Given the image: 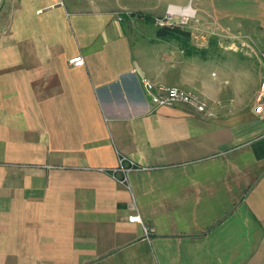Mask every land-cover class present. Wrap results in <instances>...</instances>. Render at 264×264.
<instances>
[{"label":"crops","instance_id":"crops-1","mask_svg":"<svg viewBox=\"0 0 264 264\" xmlns=\"http://www.w3.org/2000/svg\"><path fill=\"white\" fill-rule=\"evenodd\" d=\"M152 1L0 0V264H264L263 69L246 43L133 28L171 14ZM180 6L264 36V0ZM145 79L212 115L156 107Z\"/></svg>","mask_w":264,"mask_h":264},{"label":"rangeland","instance_id":"rangeland-1","mask_svg":"<svg viewBox=\"0 0 264 264\" xmlns=\"http://www.w3.org/2000/svg\"><path fill=\"white\" fill-rule=\"evenodd\" d=\"M182 3H188L191 4L193 6H196L197 4V0H162V4L164 5V8H167V12L170 13V9L173 6H177V7H181L180 4ZM178 4V5H174V4ZM152 6L153 7H157L159 4L158 0L156 1H152ZM142 5H140L141 7ZM142 8V7H141ZM152 12H156L157 14H159V11H152ZM139 13H143V12H139ZM160 15V14H159ZM193 16V15H192ZM139 19H142L140 17H138ZM191 20L185 19V17H183L181 14L178 13H171L170 15H168V17H166V19H161V20H137L135 19V26L133 28L139 29L140 31H142L143 33H149L150 31H153L154 28H156L157 25H160V23L165 24L167 23V25H181L184 28H188V29H196L195 31H197V33H201L204 32L205 36H200V37H196L191 41V44L193 43L194 45L196 44H201L202 42H205L210 49H213V47H218L219 44H228V43H246V45H249L254 51L253 56L251 57L252 59H257L255 54H258L260 52V50H262L264 48V36L261 37H242V36H222V35H216L213 34V30H219L221 31V28H223L221 25L217 24V23H210V19L211 16H208L207 18H205V16L203 15V17L201 18L200 15L194 14L193 17H190ZM139 21V23H138ZM133 23H130V26L132 27ZM208 28H213L210 29L211 30V34L209 36H207L205 30H207ZM235 26H238L235 25ZM133 28H130L129 31L131 33L132 36H135L133 33ZM202 38H206V39H202ZM180 45H183L180 42ZM184 46V45H183ZM184 48H186V46H184ZM209 53H212L209 50ZM256 57V58H255Z\"/></svg>","mask_w":264,"mask_h":264},{"label":"built area","instance_id":"built-area-1","mask_svg":"<svg viewBox=\"0 0 264 264\" xmlns=\"http://www.w3.org/2000/svg\"><path fill=\"white\" fill-rule=\"evenodd\" d=\"M255 55L264 72V48ZM69 63L74 66L81 67L84 66L85 60L82 56H77L71 59ZM144 88L147 92V95H149L156 107L186 104L194 107L201 113H208L212 115V112H210L211 109L205 100H203L198 95L186 91L180 87L156 85L151 81L145 79ZM256 100L259 103H264V81H262L260 85V90L256 97ZM134 169V164L128 161L126 158L122 157L120 158L119 167L115 169H106V171L110 173L114 178L119 179L121 183H126L128 174ZM130 220L133 222H141L139 216L130 217Z\"/></svg>","mask_w":264,"mask_h":264},{"label":"trees","instance_id":"trees-1","mask_svg":"<svg viewBox=\"0 0 264 264\" xmlns=\"http://www.w3.org/2000/svg\"><path fill=\"white\" fill-rule=\"evenodd\" d=\"M156 36L160 39L177 40L186 47L191 45L192 40L191 32L181 25L158 26Z\"/></svg>","mask_w":264,"mask_h":264},{"label":"bare ground","instance_id":"bare-ground-1","mask_svg":"<svg viewBox=\"0 0 264 264\" xmlns=\"http://www.w3.org/2000/svg\"><path fill=\"white\" fill-rule=\"evenodd\" d=\"M170 13H178L181 14L182 16H192L195 13V10H193L190 6L187 7H177L173 6L170 9Z\"/></svg>","mask_w":264,"mask_h":264}]
</instances>
